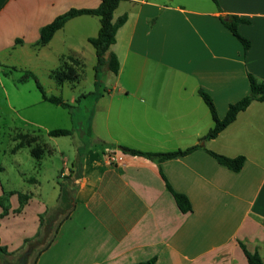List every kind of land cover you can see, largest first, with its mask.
Returning <instances> with one entry per match:
<instances>
[{
	"label": "crops",
	"instance_id": "crops-1",
	"mask_svg": "<svg viewBox=\"0 0 264 264\" xmlns=\"http://www.w3.org/2000/svg\"><path fill=\"white\" fill-rule=\"evenodd\" d=\"M99 1L0 0V102L22 123L20 129L12 120L15 126L8 127L13 143L27 134L22 127L28 120L19 112L29 107L24 86L36 76L31 70L20 78L8 72L19 61L50 58L45 52L58 42L84 61L85 48L63 37L81 35L87 42L98 32L95 16L75 17L45 46L36 43L56 17L95 9ZM121 16L125 22L110 48L118 73L96 97L84 131L87 144L76 146L83 152L72 211L52 230L55 208L45 212L38 194L0 189V264H12L16 256L18 261L29 244L43 239L26 264H248L240 244L264 262V103L253 101L216 138L201 142L213 120L198 94L202 89L209 95L222 119L230 104L248 94V73L264 82V0H122L113 21ZM226 16L243 20L237 30L249 41L247 50L222 25ZM49 131L39 146L62 152ZM196 145L192 153L163 162L119 150L166 153ZM208 151L245 162L232 172ZM172 193L185 195L191 210L182 213Z\"/></svg>",
	"mask_w": 264,
	"mask_h": 264
},
{
	"label": "rangeland",
	"instance_id": "rangeland-1",
	"mask_svg": "<svg viewBox=\"0 0 264 264\" xmlns=\"http://www.w3.org/2000/svg\"><path fill=\"white\" fill-rule=\"evenodd\" d=\"M71 29L81 30L78 26ZM63 39L66 42L72 39L79 48L84 47L88 50L85 51L84 49L83 67L79 70L78 82L65 83L59 87L49 76L51 71L61 65L60 60L55 56L57 54L70 55L67 49L63 47L65 44L62 42H58L57 45L45 52L50 55V58L42 59L31 56L29 61H19L16 69L8 72L9 76L20 78L24 70H31L41 87L49 95L60 97L70 105L69 108H63L41 101L40 92L31 77L24 86V94L28 96L29 107L19 112L28 120V123L23 124L22 130L34 138L35 142L32 146L36 147L41 145L39 141L42 143L48 141L46 130H72V137H54L59 139L58 142L61 143L63 151L55 154L44 151L38 159L31 155L28 146L13 151L16 143H13L12 131L8 127L13 124L12 120L14 124L19 123L20 129L22 123L17 120L16 115H11L10 112L6 111L0 102V189H3L5 194L11 190L19 194H27L29 191L38 194L37 196L34 195L35 199L39 200V205L44 207L45 212L48 213L47 209L50 207L55 208L51 212L56 216L51 227L52 230L64 221L72 211V195L76 187V180H78L77 166L83 152L82 148H76V146L87 144L88 139L84 135V131L90 125L91 116L96 109V97L109 89L115 78V75L111 74L106 67H101L95 71L94 50L89 43L83 40V36L68 34ZM3 81L6 84V79ZM6 87H9L8 83ZM14 124L12 126H15ZM75 151L77 155L73 159L69 158V153ZM63 162H65L64 166ZM29 179L35 180L38 184L29 182ZM45 215H40V217ZM252 246L249 245L248 248ZM11 261L12 264H17V256L13 257Z\"/></svg>",
	"mask_w": 264,
	"mask_h": 264
},
{
	"label": "trees",
	"instance_id": "trees-1",
	"mask_svg": "<svg viewBox=\"0 0 264 264\" xmlns=\"http://www.w3.org/2000/svg\"><path fill=\"white\" fill-rule=\"evenodd\" d=\"M121 1L122 0H100L98 6L95 9H71L67 11L66 13L56 17L51 23L44 26L40 30V37L36 43V47L45 46L51 40L54 33L60 30L69 20L78 16H95L99 20L98 32L96 36L87 39V42L91 45L95 53V71L101 67H106L111 74L117 75L119 63L116 55L110 50V48L115 42V34L118 28L123 25L126 19L125 16H121L116 21H113V12ZM221 22L224 28L227 29L239 41L243 47V50H247L249 48V41L241 36L237 30L238 23L243 22V20L236 16H226L221 18ZM60 62V67L51 71L49 75L54 83L60 87L65 83L78 82L80 78L79 70L83 67V61L71 55H67L62 57ZM33 79L43 101L49 102L53 105L61 106L63 108L70 107V105L64 102L60 97L47 95L34 76ZM247 79L249 83L248 94L237 102L230 104L222 119L218 118L214 104L209 95L202 89L198 90V94L206 104L213 120L212 128L203 138L200 139L201 142L216 138L217 135L227 128L231 123H233L237 115L244 111L253 101L264 103V82L257 80L249 73L247 74ZM48 135L52 137L69 136L71 135V130L54 129L49 131ZM14 140L17 141V143L15 144L13 151L19 150L23 146H28L30 147L31 155L37 159L40 158L44 152L43 148H41L39 145L37 147L32 146L35 140L28 134L17 135ZM198 147L199 146L196 145L184 150H176L166 153H144L121 146L119 147V150L124 154L141 156L154 162H163L166 160L184 157L192 153ZM208 153L217 161L219 165L232 172H239L245 162V158L243 156L229 158L211 151H208ZM76 174L79 178L80 172L78 168ZM172 194L177 207L182 213H187L191 210V204L185 195L177 193ZM240 247L248 264H264L256 252L250 253L243 244H240ZM4 252V249L0 246V254H3ZM154 261L155 260L153 259L146 263L139 264H154Z\"/></svg>",
	"mask_w": 264,
	"mask_h": 264
},
{
	"label": "water",
	"instance_id": "water-1",
	"mask_svg": "<svg viewBox=\"0 0 264 264\" xmlns=\"http://www.w3.org/2000/svg\"><path fill=\"white\" fill-rule=\"evenodd\" d=\"M46 231V230H45ZM47 232V231H46ZM44 242V239L39 243V242H35V243H31L27 246V249L25 250V252L21 255V257L18 259L17 264H26L27 262V258L29 257V255L31 254L32 250L42 244ZM2 264H8V263H2Z\"/></svg>",
	"mask_w": 264,
	"mask_h": 264
}]
</instances>
